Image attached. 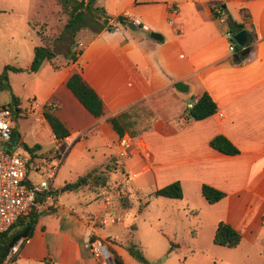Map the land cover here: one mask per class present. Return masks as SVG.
Returning <instances> with one entry per match:
<instances>
[{
    "label": "crops",
    "instance_id": "1",
    "mask_svg": "<svg viewBox=\"0 0 264 264\" xmlns=\"http://www.w3.org/2000/svg\"><path fill=\"white\" fill-rule=\"evenodd\" d=\"M17 1L25 6V19L30 21L28 14L34 8L30 0ZM218 2L96 0L108 18V27L79 31L83 47L75 62L66 59L54 70L46 61L49 65L44 62L36 73H19L31 76L35 91L32 97L38 98L41 105L35 115L33 111L29 115L36 136L33 143L14 135L18 132L14 123L11 151L17 153L26 144L39 145L41 152L60 153L63 159L52 182L54 189L68 182L55 185L63 168L68 174L64 179L71 181L110 158L115 159L116 169L121 167L123 171L121 191L129 198L142 197L141 192L149 189L155 203L176 204L178 200L158 197L165 200L159 201L151 193L179 182L183 192L180 205L187 206L183 202L186 193L201 195V186H210L225 194L224 199L212 205L204 200L213 209L214 232L219 222H225L241 233L242 242L253 245L260 239L264 243V0H232L224 4L232 21L251 33L249 44L254 39L252 45L247 43L249 52L244 56L243 50L238 55L228 50L225 27L211 9ZM56 6L55 33L45 32L47 24L40 27L50 37L59 35L66 21ZM1 9L12 11L14 6L8 3ZM118 16L128 23L139 20L147 30L135 25L129 28L128 23L112 30ZM150 33H157L161 39H151ZM76 73L101 100V117H93L66 87L69 77ZM177 83L186 85L184 93L175 89ZM9 85L12 87L10 82ZM202 93L213 100L216 112L202 121L176 123ZM16 94L19 112L32 109L35 102L26 108L21 99L27 96L23 92ZM143 101L155 112V119L138 138H124L128 147H123L108 119ZM50 102L55 103L56 116L69 133L67 142L55 141L42 116L44 106ZM9 103L10 100L2 101L0 105ZM16 116L21 115L17 112ZM217 135L224 136L238 154L224 155L210 148L209 141ZM39 159L32 161L35 164ZM79 164L89 168L76 172ZM67 193L87 192L83 189ZM149 201L142 212L149 208ZM80 207V212L72 205L65 208L57 196L55 208L38 216L29 242L12 264H104L87 251L84 236L89 231L101 240L114 237L99 234V228L92 224L110 208L90 195ZM189 210L182 208L184 213ZM115 249L123 259L120 250Z\"/></svg>",
    "mask_w": 264,
    "mask_h": 264
},
{
    "label": "rangeland",
    "instance_id": "2",
    "mask_svg": "<svg viewBox=\"0 0 264 264\" xmlns=\"http://www.w3.org/2000/svg\"><path fill=\"white\" fill-rule=\"evenodd\" d=\"M29 1V0H23ZM12 3L14 9L12 11H2L6 4ZM33 5V11H29L30 21L25 19V6L17 0H0V102L11 101V94L17 97L18 92H23L24 97L21 99L22 105L28 108L29 103L35 102L30 110H21L20 117L13 113V122L17 124L18 132L15 136L28 143H33L36 137L33 131L32 116L40 109L41 101L38 98L32 97L34 91L33 80H30L27 74H19L7 72L6 80L1 78L5 66H26L30 65L33 58V49L42 46L40 35L55 33L57 23L56 19L58 7L53 0H30ZM57 9V10H56ZM31 23V26L28 23ZM38 22L40 24H38ZM41 24H47L44 34L40 31ZM64 26V25H63ZM53 27L52 29H50ZM63 27L61 28L62 32ZM91 31L90 28H82ZM80 29V30H82ZM79 30V31H80ZM79 31L75 35V41L68 46L67 41L58 47L56 52L55 62L61 64L67 59L69 54L75 57L77 52L82 49V36ZM60 33V32H59ZM45 65H49L47 62ZM25 79H29L27 82ZM9 82L12 87H10ZM38 93V92H37ZM8 150H11L6 146ZM32 147V146H29ZM16 154L22 155L29 160V181L32 185H37L44 178H41L44 173L37 172L34 167L33 158H40V163L43 159L53 160L56 155L51 151L34 152V157L31 154L21 149ZM47 160V162H49ZM51 162V161H50ZM76 172H85L88 166L79 164L76 167ZM64 168L55 181V185L63 184V180L67 177ZM124 180V174L121 167L113 170L109 175L107 186L103 187L109 192L111 203L108 206L110 210L104 213L102 217L108 215L115 219V223H108L101 229L96 230L99 234H111L113 238H108L109 242L101 243L106 248L111 246L115 251L122 253L125 264H264V243L258 239L255 244L242 242L236 249H226L215 246L212 242L214 236L213 229V209L206 206L204 199L198 193H186L184 203L180 205V200L176 204L169 202L166 204L155 203L154 198H150L149 189H144L142 197L136 196L129 198L121 191ZM61 187L56 186L55 189ZM102 189V188H101ZM101 189L87 190L86 194L82 193H60V201L66 208L72 205L76 212L81 211L83 200L88 197H96L100 201ZM121 195V196H120ZM121 197L127 198L131 203V208L124 209L121 206ZM151 199V201H149ZM159 199V198H158ZM151 202L148 209L138 213L139 207H142L146 202ZM159 201H165L159 199ZM181 202V203H183ZM173 203V204H172ZM179 203V204H177ZM97 206L96 204H94ZM182 208L190 209L184 213ZM53 209V208H52ZM197 211L196 215L190 214V211ZM131 239L138 251L139 260L133 258L127 251V241ZM172 246V248H171ZM108 250V249H107ZM109 252V251H108ZM105 258L101 261L105 263Z\"/></svg>",
    "mask_w": 264,
    "mask_h": 264
},
{
    "label": "trees",
    "instance_id": "3",
    "mask_svg": "<svg viewBox=\"0 0 264 264\" xmlns=\"http://www.w3.org/2000/svg\"><path fill=\"white\" fill-rule=\"evenodd\" d=\"M54 1L60 7L61 14L66 18L62 32L54 37L39 34L42 46H38L33 49V58L29 67L24 70L14 66H5L1 75L2 79L6 80L7 72L21 73L26 71L29 73H36L46 61L49 62L54 70H57L59 69V66L55 62V59L58 54L55 53V51H58L60 44L65 43L66 41L68 46L72 44V42L76 39V33L82 28L88 27L91 30L100 31L102 27H108L107 23L104 24L105 20H108V18L106 17L103 8L97 5L96 0ZM229 1L232 0H220L216 6L220 9L221 15L213 14L216 18L219 16H223L225 18V22L223 24V27H225L224 31L229 32L232 37L236 33L244 30L247 35V43L249 44L251 40V33L245 29L244 25L232 21V19L227 15L224 4ZM211 9L213 11L214 7H211ZM115 22L123 26H126L128 23L127 19L122 16H118L115 19ZM230 42L233 44L237 53H241L243 48L238 46L233 39H230ZM81 52L82 49L77 52L75 57L73 54H69L68 51V62H75ZM66 87L93 117L98 118L103 115L101 100L83 80L80 74L76 73L70 76L66 82ZM19 105V98L11 94V101L8 106L11 109H14V114L18 112ZM216 110V105L210 96L207 93H202L196 99L194 104L190 108H187L176 120V123L181 125L189 121H202L211 117ZM56 112L57 107L54 108L49 103L44 106L42 116L48 124L55 141L59 142L68 137L69 133L64 124L57 118ZM155 116V112L149 107L146 101H143L110 117L108 119V123L117 135L118 140H122L124 138L135 139L150 129ZM209 146L213 150L224 155L233 156L238 154L237 148L222 135L213 137L209 141ZM22 148L31 154V158L34 157L35 151L40 150L39 145L29 147L26 144H22ZM114 162L115 159L110 158L107 163L95 167L71 181L65 182L59 190L52 188L51 192L57 197L60 193L65 192H79L83 189H94V191H96L97 189H101L107 186L109 175L116 169ZM27 184H29V182H27ZM200 193L202 198L210 205L218 203L225 198V194L223 192L207 185L201 186ZM125 196L127 197V195ZM151 196L156 198L161 197L171 200H181L183 198V192L180 183L173 182L161 189L153 191ZM121 203V206L124 209L131 208V203L127 201V198L121 197ZM145 205L146 204L139 207L138 213L142 212ZM190 214L196 215L197 211H190ZM38 216L40 215L31 211L25 216L19 218L7 232L0 234V264H4L10 247L17 240L20 238H30ZM93 240H100L104 244L105 242H109L108 239L101 240L96 236H93ZM212 242L218 247L230 250L236 249L242 242V235L239 231L235 230L227 223L219 222L216 226ZM107 249L113 260V264H125L121 256L111 246H108ZM127 251L133 258L139 260L138 251L131 239H128L127 241Z\"/></svg>",
    "mask_w": 264,
    "mask_h": 264
},
{
    "label": "built area",
    "instance_id": "4",
    "mask_svg": "<svg viewBox=\"0 0 264 264\" xmlns=\"http://www.w3.org/2000/svg\"><path fill=\"white\" fill-rule=\"evenodd\" d=\"M173 12L175 10H172ZM213 13L220 14V9L215 6ZM126 19V18H125ZM220 24H224L225 18L219 16L217 18ZM133 25L147 30L141 21L134 20L131 22ZM119 24L114 21L112 30H118ZM224 35L229 39L228 50L232 55H238L230 39H233L232 35L225 31ZM254 43V39L249 45ZM246 44V47H250ZM52 107H56L55 103L50 102ZM18 115L20 112L18 111ZM221 116V114H218ZM14 129L13 113L12 109L8 105H0V234L7 232L10 227L21 217L25 216L29 212L41 215L46 211L55 208L56 196L51 192L52 182L58 167L62 163L63 156L56 152V155L52 162H47L43 159L36 162L34 167L35 171L43 172L45 177L37 185H32L27 178V171L29 166L28 158L16 154L11 150H8L10 140L12 137V130ZM61 141H68V137ZM59 141V142H61ZM121 145L128 147L127 140L122 139ZM29 182V184H27ZM100 202L104 207H108L111 203L109 192L102 188L99 194ZM108 223H115V219L110 217H98L92 224L93 227H104ZM93 234L89 231L84 236V246L92 257L101 260L102 254V242L100 240H93ZM29 242V238H20L9 249L4 264H12L14 259L19 255L22 247Z\"/></svg>",
    "mask_w": 264,
    "mask_h": 264
},
{
    "label": "water",
    "instance_id": "5",
    "mask_svg": "<svg viewBox=\"0 0 264 264\" xmlns=\"http://www.w3.org/2000/svg\"><path fill=\"white\" fill-rule=\"evenodd\" d=\"M107 21H105L106 23ZM129 28H132L133 24L132 23H128L127 25ZM150 38L151 39H154V40H160L161 37L160 35H158L157 33H150ZM233 40L235 41V43L242 47L243 48V52L241 53V56H244L246 54H248L249 52V49L246 48V44H247V35H246V32L244 30L236 33L234 36H233ZM56 53V51H55ZM237 58H239V56H237ZM175 89L179 92H185L186 91V85H184L183 83H177L175 85ZM15 140V137H12L10 142H14ZM102 254H103V257L106 259L105 260V263L106 264H113V260L110 256V253L108 252L107 248L105 246H102Z\"/></svg>",
    "mask_w": 264,
    "mask_h": 264
}]
</instances>
